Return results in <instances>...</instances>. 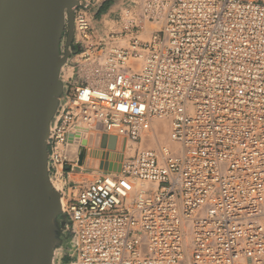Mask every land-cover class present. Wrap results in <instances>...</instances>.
I'll return each instance as SVG.
<instances>
[{
	"label": "built area",
	"instance_id": "2783aa9c",
	"mask_svg": "<svg viewBox=\"0 0 264 264\" xmlns=\"http://www.w3.org/2000/svg\"><path fill=\"white\" fill-rule=\"evenodd\" d=\"M77 3L48 140L70 264H264V0H140L111 19ZM159 119L175 151L72 178L80 124L100 148L103 135L140 143Z\"/></svg>",
	"mask_w": 264,
	"mask_h": 264
},
{
	"label": "water",
	"instance_id": "95a60500",
	"mask_svg": "<svg viewBox=\"0 0 264 264\" xmlns=\"http://www.w3.org/2000/svg\"><path fill=\"white\" fill-rule=\"evenodd\" d=\"M77 2L0 0V264H60L63 250L72 259L48 140L65 94L61 68L76 52ZM116 141L102 136L105 158Z\"/></svg>",
	"mask_w": 264,
	"mask_h": 264
},
{
	"label": "bare ground",
	"instance_id": "6f19581e",
	"mask_svg": "<svg viewBox=\"0 0 264 264\" xmlns=\"http://www.w3.org/2000/svg\"><path fill=\"white\" fill-rule=\"evenodd\" d=\"M140 4V3H139ZM147 26V25H146ZM110 27V26H109ZM113 26H111L110 28H112ZM155 26H153V28H154ZM148 28V27H147ZM150 29V28H149ZM149 29H146V30H149ZM149 31H151V29L149 30ZM73 38H74V29H73ZM73 38H72V41H73ZM70 70L71 69H68L67 70V73H70ZM61 73V72H60ZM159 120H165V119H159ZM155 121H157V120H155ZM154 121V122H155ZM166 121V120H165ZM153 122V124H152V132L148 135V137H143V139H142V142H147L150 138H151V136L153 135V134H155L156 135V137H157V139H156V142L158 143V145L160 144V143H162V142H164L163 140H164V135L166 134V130H168V127H169V125H167L168 124V122H167V124H165V125H167L168 127H167V129L166 128H164V125L163 124H161V123H159V122H156V123H154ZM79 128V130H81L83 133H84V136H85V141H83V142H81V143H83L85 146H86V148H87V155H86V157H87V160L89 161V160H93V161H95V162H98L97 163V165H96V168L92 171V173L94 174H96L97 176H96V178L98 177V176H100L101 174H102V172L103 171H105L104 170V164H106V163H104V164H102L101 163V160L103 159V158H105L106 157V154H107V151H105V149H103V148H101V145H100V148H99V146H98V142H97V140H96V133L95 132H89L88 131V129H87V127L86 126H84L83 124H80V126L78 127ZM153 138V137H152ZM174 144V143H173ZM133 146V147H132ZM176 145L174 144L173 145V147L172 148H170L171 150H173V151H175L176 150ZM133 148H135V145H134V143H131V142H124V141H122L121 139H118L117 141H116V147H115V150L114 151H110L109 152V154H108V157L107 158H105V160L106 161H110V160H112V161H120L121 160V158L123 159V158H126V157H128V151H131V149H133ZM74 150V149H73ZM121 150H123L124 151V155H125V157H121V156H119V153H121ZM135 151V150H134ZM134 153V152H133ZM132 153V154H133ZM131 154V155H132ZM127 155V156H126ZM131 155H129V156H131ZM101 159V160H100ZM106 167H107V165H106ZM97 172V173H96ZM91 178H94V175H92V177ZM56 187V186H55ZM60 204H61V207L63 206V201H62V199L60 200Z\"/></svg>",
	"mask_w": 264,
	"mask_h": 264
},
{
	"label": "rangeland",
	"instance_id": "374dc122",
	"mask_svg": "<svg viewBox=\"0 0 264 264\" xmlns=\"http://www.w3.org/2000/svg\"><path fill=\"white\" fill-rule=\"evenodd\" d=\"M133 2H135V4H139L140 3V0H99V3H100V6H99V8H98V10L96 11V14H95V17H94V19H97L100 15H104L106 18H108V19H111L112 17H113V14H114V12H116L118 9H120V8H122L123 6H125L126 4H130V3H133ZM106 3H108V7H107V9L104 11V12H102V13H99V10H100V8L102 7V5H104V4H106ZM104 17V18H105ZM111 26H113V25H111V23H109L108 22V29H112V28H114V26L112 27V28H110ZM148 27V28H147ZM151 29L152 30V26H146V29ZM149 29V30H150ZM149 30H146L147 32H151V31H149ZM156 122H159V123H161V124H163L164 125V128H166L167 129V122L165 121V120H157V121H155L154 123H156ZM167 124V125H165V124ZM80 126V125H79ZM168 129H169V127H168ZM167 134H168V130H166V134L164 135V142H162V143H160L161 145H165V146H167L168 148H172L173 147V143L172 142H170L169 140H168V138H167ZM153 137V138H152ZM156 139H157V137H156V135L155 134H153L152 136H151V138L147 141V142H137V143H134V145H135V148H133V149H131V151H128V156L129 155H131L133 152H134V150H136V149H139V148H141V149H143V148H151V147H156V146H158V143L156 142ZM159 144V145H160ZM133 147V146H132ZM83 153L85 154V155H87L86 154V152L85 151H83ZM124 153V151L123 150H121V153H119V156H121V157H125V155L123 154ZM127 156V155H126ZM122 159V158H121ZM97 173V172H96ZM94 175V177L96 178V174L94 173L93 174ZM89 180H91L92 178L91 177H87ZM55 183V182H54ZM59 190H61L62 188H63V186H64V181L62 182L61 180H57L56 181V183L54 184ZM63 255V258H61V260H60V264H70L71 262H72V259L67 255V251H65V250H63V251H61V254L59 255V256H62Z\"/></svg>",
	"mask_w": 264,
	"mask_h": 264
},
{
	"label": "crops",
	"instance_id": "0c3cea01",
	"mask_svg": "<svg viewBox=\"0 0 264 264\" xmlns=\"http://www.w3.org/2000/svg\"><path fill=\"white\" fill-rule=\"evenodd\" d=\"M70 150L68 151V154L75 156L77 154V151L74 147H70ZM74 149V150H73ZM98 162H95L93 160H87V157H83L79 159V165L81 166V168H83V171L80 173L75 174V176H73V179H78L80 180V176L84 175L86 178L87 177H92L93 173L92 171L96 168Z\"/></svg>",
	"mask_w": 264,
	"mask_h": 264
},
{
	"label": "trees",
	"instance_id": "16d2710c",
	"mask_svg": "<svg viewBox=\"0 0 264 264\" xmlns=\"http://www.w3.org/2000/svg\"><path fill=\"white\" fill-rule=\"evenodd\" d=\"M107 7H108V3L102 5V7H101L100 10H99V13L104 12V11L107 9Z\"/></svg>",
	"mask_w": 264,
	"mask_h": 264
}]
</instances>
